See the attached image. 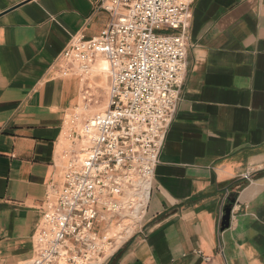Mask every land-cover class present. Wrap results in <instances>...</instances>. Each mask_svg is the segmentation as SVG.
<instances>
[{
    "label": "crops",
    "instance_id": "0c3cea01",
    "mask_svg": "<svg viewBox=\"0 0 264 264\" xmlns=\"http://www.w3.org/2000/svg\"><path fill=\"white\" fill-rule=\"evenodd\" d=\"M100 2L0 0V264L32 258L46 194L62 186L83 82L57 60L73 35L106 30ZM190 10L186 76L145 218L103 264H264V0Z\"/></svg>",
    "mask_w": 264,
    "mask_h": 264
},
{
    "label": "built area",
    "instance_id": "2783aa9c",
    "mask_svg": "<svg viewBox=\"0 0 264 264\" xmlns=\"http://www.w3.org/2000/svg\"><path fill=\"white\" fill-rule=\"evenodd\" d=\"M191 2L101 0L110 13L106 30L69 40L57 60L61 74L76 73L82 80L96 59L105 58L108 107L86 124L85 149L83 135L75 133L62 186L46 194L34 255L21 264H92L102 253L97 232L102 209L120 212L115 195L126 188L141 195L148 190V199L140 201L148 203L186 76ZM94 89L89 79L83 82L86 104L97 101Z\"/></svg>",
    "mask_w": 264,
    "mask_h": 264
},
{
    "label": "rangeland",
    "instance_id": "374dc122",
    "mask_svg": "<svg viewBox=\"0 0 264 264\" xmlns=\"http://www.w3.org/2000/svg\"><path fill=\"white\" fill-rule=\"evenodd\" d=\"M82 76H83V74H82ZM87 79H89V84L92 85L93 88H95L93 91L96 94V98L98 97V99L95 103L88 104V105H90L89 107L90 108L93 107L92 109H94V108L99 107L101 104H105V107H104L105 108L104 111H105L106 108L108 107V97H109L108 80L106 82H104L103 85H99L94 80H92L91 78H87ZM85 105H87V104L82 99L80 106L84 107ZM89 109L84 110V108H83V111L80 113L79 116L73 115L70 118V120H68V126H69L68 129L71 130V132H75L76 134H81L82 128L85 126V124L88 122V119H89V117H88V115H89L88 112L90 111ZM96 114H100V113L96 112ZM79 121H81V123H79ZM73 140L77 141V137H76V139H73ZM80 146L82 149L83 148L85 149L87 144L84 145L82 142V139H81ZM80 155L84 156V154L82 152L79 154V156ZM121 195H122V198L121 199L117 198V200H118L119 204H121L120 206L123 208V209L121 208L120 212L121 213L123 212V213L122 214L120 212L114 213V211H112L113 213L110 212L111 215H110V218L108 219L107 217L104 216L103 211H102V215L100 218L102 220L100 221L98 219V221H97V232H98V236L100 237L99 243H100V246L102 248V253L92 260V264H103V262L105 261V258L109 255V253L107 252V248H110L113 251L115 249V247L119 245V244L118 245L116 244V238L114 236L117 233L116 230H117L118 224H121L119 226V232H121L122 235H127L125 238V239H127L129 236H131L135 232V230L138 229V227H140L141 222L145 218L147 203L143 204L140 201L141 200L146 201L148 199V197H147V196H149L148 190L145 192V195H141V194H138L135 192V194L133 196V201L135 203L143 205L142 206L143 210H141L138 213V215L136 216V219L133 218L131 216V214H128L129 213L128 212L129 205H125L126 195L124 193ZM136 197H138L139 199H137ZM133 209H134V207L131 210H133ZM104 238L106 240H104Z\"/></svg>",
    "mask_w": 264,
    "mask_h": 264
},
{
    "label": "bare ground",
    "instance_id": "6f19581e",
    "mask_svg": "<svg viewBox=\"0 0 264 264\" xmlns=\"http://www.w3.org/2000/svg\"><path fill=\"white\" fill-rule=\"evenodd\" d=\"M108 69H109V62L105 59V58H103V57H99L98 59H96V61L92 64V66H91V68L89 69V71L87 72V73H83V76H82V82H85V80L87 79V78H91L92 80H94L97 84H99V85H103L104 84V82H106L107 80H108ZM80 73H81V71H80ZM90 105H85L84 107H81V106H79L77 109H76V111H75V116H79L80 115V113L83 111V108H84V110H88L90 107H89ZM105 107V104H101L99 107H97V108H94V109H92V108H90L89 110V112H88V117H89V119H88V122L87 123H89V121L90 120H92L93 119V117L96 115V112H99V113H103L104 112V108ZM71 114V113H70ZM72 116H70L69 117V120H70V118H71ZM68 120V119H67ZM74 120V119H73ZM75 121V120H74ZM79 123H81V121H79ZM86 123V124H87ZM86 124H85V126L82 128V131H81V135H83V137H82V142H83V144L84 145H86L87 143H88V141H89V138L87 137V134H86V132H87V127H88V125L86 126ZM69 127V126H68ZM80 157L82 158L83 157V155H80ZM148 189V188H147ZM124 194L126 195V200H125V205H129V210H128V214H131V216L133 217V218H135L136 219V216L138 215V213L141 211V210H143L142 208V204H138V203H135L134 201H133V196H134V194H135V191L134 190H132V189H129V188H126L125 189V191H124ZM115 197L116 198H122V195L121 194H116L115 195ZM148 197V196H147ZM130 199V200H129ZM129 200V201H128ZM121 205V204H120ZM134 207V209L133 210H131L132 208ZM120 210V209H119ZM103 211V214H104V216L105 217H107L108 219L110 218V212L106 209H103L102 210ZM121 211V210H120ZM144 212V211H143ZM121 213V212H120ZM123 213V212H122ZM121 213V214H122ZM116 215V214H115ZM102 220V219H101ZM108 223V222H107ZM121 224H118V226H117V233L114 235L115 236V238H116V244L118 245V244H120L125 238H126V236L127 235H122L121 234V232H119V226H120ZM115 231V232H116ZM116 246V245H115ZM112 248V247H111ZM111 251H112V249H110V248H107V252L110 254L111 253Z\"/></svg>",
    "mask_w": 264,
    "mask_h": 264
},
{
    "label": "water",
    "instance_id": "95a60500",
    "mask_svg": "<svg viewBox=\"0 0 264 264\" xmlns=\"http://www.w3.org/2000/svg\"><path fill=\"white\" fill-rule=\"evenodd\" d=\"M236 196H233V198L230 199L229 203L225 207V214L222 219L221 227L222 229H226L230 225V218H231V211H232V205L236 202Z\"/></svg>",
    "mask_w": 264,
    "mask_h": 264
}]
</instances>
